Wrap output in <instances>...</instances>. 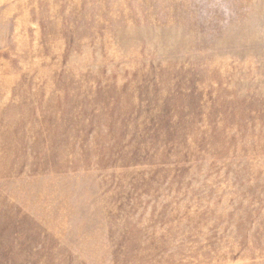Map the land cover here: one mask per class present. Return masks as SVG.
Segmentation results:
<instances>
[{
    "label": "rangeland",
    "instance_id": "1",
    "mask_svg": "<svg viewBox=\"0 0 264 264\" xmlns=\"http://www.w3.org/2000/svg\"><path fill=\"white\" fill-rule=\"evenodd\" d=\"M0 264H264V0H0Z\"/></svg>",
    "mask_w": 264,
    "mask_h": 264
}]
</instances>
